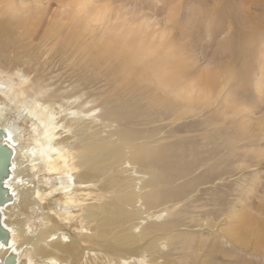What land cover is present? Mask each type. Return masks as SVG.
Instances as JSON below:
<instances>
[{
    "label": "rangeland",
    "instance_id": "1",
    "mask_svg": "<svg viewBox=\"0 0 264 264\" xmlns=\"http://www.w3.org/2000/svg\"><path fill=\"white\" fill-rule=\"evenodd\" d=\"M1 8L0 78L12 79L28 102L80 98L97 110L114 139L131 148L146 211L168 210L137 230L159 241L131 264H264V0H16L13 20ZM30 16L50 18V35L26 32ZM149 49L165 64L154 63L153 74L140 62L124 64L134 52L146 60ZM169 65L178 73L176 92L161 84ZM0 106V128L50 164L21 179L34 194L32 210L19 218L29 236L50 228L64 242L91 236L96 223L87 224L85 207L99 201L97 190L117 170L104 164L89 173L98 183L75 186L27 112L2 94ZM59 131L71 147L74 135ZM96 256L86 251L83 264Z\"/></svg>",
    "mask_w": 264,
    "mask_h": 264
},
{
    "label": "bare ground",
    "instance_id": "2",
    "mask_svg": "<svg viewBox=\"0 0 264 264\" xmlns=\"http://www.w3.org/2000/svg\"><path fill=\"white\" fill-rule=\"evenodd\" d=\"M2 1V3H6L4 5L0 4L2 6L1 10L8 14L11 20L16 19L19 12L16 8V0ZM24 23L23 25L27 28L26 32L36 36L39 33L50 35L47 26H50L53 22L50 18L30 16ZM2 26L3 24H0V33L3 31ZM147 51L142 52L144 55L147 54L145 56L146 60L138 61L139 54L134 52L129 57V61L126 62L123 59L124 64L126 66L130 64L133 68L140 62L141 64L137 65L141 66L143 64L144 71H147L146 73L151 72V74H153L154 63H156V66L157 63L165 66L159 58V52H154L152 49ZM153 55H157L158 58L152 59L151 56ZM161 78L162 86L176 92L178 73L174 67L166 66ZM47 93L48 90L41 91L42 96H46ZM0 94L11 104L13 103L19 107L20 110L26 111L30 119L41 127L42 137L50 152L49 155L61 160L73 173L76 180L75 186L98 183L90 177L92 173L99 174L102 171L100 167L104 164L106 170H117V176L119 174L118 178H109L110 182L105 187L106 189L97 190L102 192L98 202L85 207L84 219L87 224L96 223L90 229L91 236L86 235L83 239L75 237L77 242H64L59 236V238L57 237V232L51 228L38 236H29L28 227L25 225L26 219L24 221L19 218L20 215L28 214L29 210L33 208L34 194L27 184H22L21 179L32 178L46 172L47 169L49 170L50 164L42 161L39 157H34L33 151L35 149L22 142L15 131L0 128V132L6 133L5 137L0 136V143L9 146L14 151L10 175L5 181V186L13 196V200L1 210L2 224L10 232V241L8 246L0 245V262H3L11 253L17 256L18 264H21L22 256L28 257L30 264H83L85 253L88 250L97 255L95 258L90 257L91 264L143 262L146 246L159 241V239L156 240V237L151 234L145 240V237L137 230L146 220L163 219L168 214V210L161 211L158 214L155 212L148 213L146 207L143 206V199L146 194L142 191L144 177L138 173L133 164L132 152L128 143L118 139L115 140L110 127L106 126L100 117L96 115L97 110L79 104L77 101L80 98L72 101L71 99H63L64 102L61 104H44L37 100L28 102L21 99L24 93L16 91V83L12 79L4 78H0ZM5 108L6 106H0V116H2ZM61 129L70 132L76 138L71 147L62 138L63 134H60L59 131ZM78 140L84 141V143L82 144ZM75 148L80 151V155H77L78 153L74 151ZM105 190L110 194L106 195L103 192ZM116 190L122 192L120 196H116ZM139 203L142 204L138 206ZM127 205L132 208L131 211L126 208ZM123 218L131 222L134 221L136 224L128 225L126 228L123 223L115 224ZM25 247H27V250L22 253V249Z\"/></svg>",
    "mask_w": 264,
    "mask_h": 264
},
{
    "label": "water",
    "instance_id": "3",
    "mask_svg": "<svg viewBox=\"0 0 264 264\" xmlns=\"http://www.w3.org/2000/svg\"><path fill=\"white\" fill-rule=\"evenodd\" d=\"M0 136L5 137L6 133L0 132ZM14 157V151L7 145L0 143V245L8 246L10 232L2 224V208L13 200V196L5 186V181L10 175V168ZM0 264H18L15 254H9Z\"/></svg>",
    "mask_w": 264,
    "mask_h": 264
}]
</instances>
